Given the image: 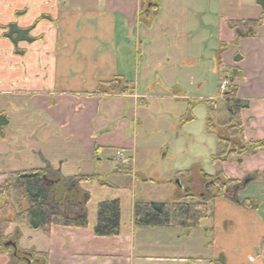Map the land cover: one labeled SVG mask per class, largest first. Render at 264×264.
Listing matches in <instances>:
<instances>
[{
    "label": "crops",
    "instance_id": "1",
    "mask_svg": "<svg viewBox=\"0 0 264 264\" xmlns=\"http://www.w3.org/2000/svg\"><path fill=\"white\" fill-rule=\"evenodd\" d=\"M148 3L150 11L154 3ZM201 7L203 14L213 15L208 4ZM141 13V0H0V27L33 25L29 35L35 39L30 44L18 43L23 54L15 55L0 29V117L4 123L0 161L6 165L3 168L9 167L5 156L13 154L10 162L16 163L8 169L12 171L3 170L0 175L49 167L65 178L98 175L101 180L100 167L107 161L118 163L115 170L121 171L113 170L117 176H138L132 151L137 121L133 111L144 103L148 91L147 86L133 82L135 67L143 60L135 24ZM260 13L258 6L255 16ZM225 32L226 38L218 43V48L226 45L221 66H217L218 78L230 68L240 72L237 97L250 102L238 114L243 137L264 144V21L254 38L237 44H232L233 32ZM143 67L150 69L148 64ZM116 79L131 90L120 93L113 85V91H99ZM118 150L126 152V162L117 160ZM214 167V174L221 172L224 178L239 182L238 188L229 196L209 201L206 217L189 232L135 226L133 202L128 204V214H123L120 204L117 236L97 237L93 234L96 215L89 218L86 204L85 229L54 226L45 234L15 225L12 229L20 234L17 247L45 253L46 264H217L218 260L264 264L258 256L264 242V150L242 157L239 165L231 162ZM85 184H80L83 190ZM181 191V186L172 190L165 202L175 201ZM22 238L25 243L20 246ZM10 262L19 263L13 258Z\"/></svg>",
    "mask_w": 264,
    "mask_h": 264
},
{
    "label": "rangeland",
    "instance_id": "2",
    "mask_svg": "<svg viewBox=\"0 0 264 264\" xmlns=\"http://www.w3.org/2000/svg\"><path fill=\"white\" fill-rule=\"evenodd\" d=\"M155 3L157 8L160 5L156 8L157 16H150L148 21L141 16L135 23L141 43L139 56L143 60L135 67L133 82L148 89L144 105L139 104L133 111L137 121L132 151L138 176H117L113 170L118 163L105 161L106 166L100 167L99 172L105 186L95 182L85 184L89 218L92 213L96 215V204L112 200L109 197L119 200L123 214H128V204L133 202H165L172 190L180 187L177 182L186 185L185 175L176 176L178 179L174 176L194 168L191 189L197 193L196 168L207 175L216 170L210 162L216 140L205 132L206 108L201 102L217 99L221 94L218 43L227 36L226 22L258 15V5L256 0H156ZM201 4H208L213 15L203 14ZM195 58H199L197 63ZM145 64L149 70H144ZM215 106L220 111L222 105ZM128 111L132 118V110ZM11 156L14 155L5 156L9 167L3 168L6 165L0 161V173L15 167L16 163L10 162ZM24 243L22 238L19 245ZM10 260L0 255V264H12Z\"/></svg>",
    "mask_w": 264,
    "mask_h": 264
},
{
    "label": "trees",
    "instance_id": "3",
    "mask_svg": "<svg viewBox=\"0 0 264 264\" xmlns=\"http://www.w3.org/2000/svg\"><path fill=\"white\" fill-rule=\"evenodd\" d=\"M156 0H141L144 19L149 20L155 15ZM150 11L145 10L147 3ZM260 8V15L256 19L230 20L228 27L233 32L232 44H237L241 39L255 37V31L264 21V0H256ZM21 13H16V16ZM33 25L21 29L15 23L0 27L4 32L2 38L8 39L13 45L15 55H22L23 51L18 50L20 42L32 43L35 39L29 34ZM226 45L221 44L218 49V56L225 50ZM239 60L234 57V62ZM220 61L218 67H220ZM240 72L236 68L227 69L224 74H219V82L226 81L227 88L217 103L222 105L219 116V109L214 106L215 102L203 100L202 105L206 108L205 132L215 137L216 150L210 157L214 166L235 162L240 164L242 157L252 156L260 150H264L262 142L246 141L243 137V127L238 119L242 110L249 108L248 100H240L237 97L236 80ZM113 85L119 87L120 93L130 90L127 83L116 79L108 83L100 92L113 91ZM115 87V86H114ZM116 88V87H115ZM220 112V113H221ZM3 119L0 117V127L3 126ZM190 169L183 174L187 177L186 185L182 187L181 193L176 195L172 202H134L132 206V221L135 226L144 227H175L189 232L198 226L202 218L206 217V204L220 196H229L234 189L238 188L239 182L224 178L221 172L214 175H207L201 169L196 168L199 175L198 191L194 193L191 189L192 171ZM121 170L117 168L115 173ZM178 179V177H176ZM96 182L105 186L100 176H75L62 177L57 171L46 167L23 172H12L0 175V255H9L20 264H46L45 253L22 251L17 247V240L20 236L15 225H24L31 231H42L48 234L54 226L82 230L87 227L86 203L89 198L87 191L80 187L82 183ZM247 201H243L246 204ZM120 203L119 200L101 201L96 206V223L93 227V234L97 237H114L119 233ZM8 243H14L13 248ZM217 264H224L221 260Z\"/></svg>",
    "mask_w": 264,
    "mask_h": 264
},
{
    "label": "built area",
    "instance_id": "4",
    "mask_svg": "<svg viewBox=\"0 0 264 264\" xmlns=\"http://www.w3.org/2000/svg\"><path fill=\"white\" fill-rule=\"evenodd\" d=\"M221 88L222 89L224 88V84H222ZM118 157H119V159H123V152L122 151L118 153ZM262 249L264 250V245L262 246ZM263 258H264V256H263Z\"/></svg>",
    "mask_w": 264,
    "mask_h": 264
},
{
    "label": "water",
    "instance_id": "5",
    "mask_svg": "<svg viewBox=\"0 0 264 264\" xmlns=\"http://www.w3.org/2000/svg\"><path fill=\"white\" fill-rule=\"evenodd\" d=\"M8 245H11L13 248L15 247V244L14 243H8ZM26 264H31V262L28 261Z\"/></svg>",
    "mask_w": 264,
    "mask_h": 264
}]
</instances>
